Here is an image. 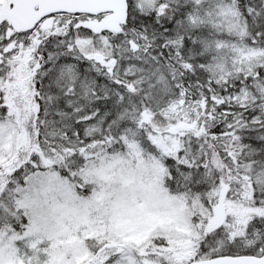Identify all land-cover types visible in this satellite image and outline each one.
I'll use <instances>...</instances> for the list:
<instances>
[{"label":"snow or ice","instance_id":"1","mask_svg":"<svg viewBox=\"0 0 264 264\" xmlns=\"http://www.w3.org/2000/svg\"><path fill=\"white\" fill-rule=\"evenodd\" d=\"M0 264H264V0H0Z\"/></svg>","mask_w":264,"mask_h":264}]
</instances>
